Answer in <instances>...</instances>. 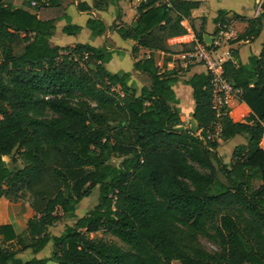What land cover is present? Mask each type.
I'll use <instances>...</instances> for the list:
<instances>
[{
  "label": "trees",
  "instance_id": "1",
  "mask_svg": "<svg viewBox=\"0 0 264 264\" xmlns=\"http://www.w3.org/2000/svg\"><path fill=\"white\" fill-rule=\"evenodd\" d=\"M92 1L100 10L109 0ZM207 7L142 1L131 24L109 29L134 42L133 56L141 49L165 53L168 39L187 34V21L194 41L178 48L189 53L196 44L211 47L207 17L193 16ZM260 9L257 18L234 15L231 22L219 12L210 37L226 23L236 33L228 45L254 41L264 26V3ZM60 21H70L60 0H24L20 8L0 0V199L27 197L32 211L21 235L0 226V264H264V44L247 64L230 59L223 66L251 114L241 121L228 113L217 118L210 76L197 75L187 82L193 129L173 106L174 73L161 72L151 57L136 61L134 70L151 83L137 95L129 73L105 68L112 56L105 47L50 45ZM86 28L92 38L106 31L95 19ZM79 31L70 23L63 29ZM216 124L219 135L209 139ZM238 137L243 143L224 164L219 141ZM93 190L97 204L51 236L49 228L74 220L76 206ZM99 232L125 248L90 238ZM201 237L218 251L205 250ZM9 242L16 248L4 246ZM50 242V255L38 258ZM27 250L30 260L16 258Z\"/></svg>",
  "mask_w": 264,
  "mask_h": 264
},
{
  "label": "crops",
  "instance_id": "2",
  "mask_svg": "<svg viewBox=\"0 0 264 264\" xmlns=\"http://www.w3.org/2000/svg\"><path fill=\"white\" fill-rule=\"evenodd\" d=\"M24 0H14L13 6L16 8L21 7V2ZM142 1L147 0H109L104 8L95 10L93 8L92 0H60L64 13L69 18V22L60 21L56 23V33L49 40L50 45L60 47H73L76 44H88L95 48L105 47L108 51L112 52L111 60L105 64V68L113 74L119 72L129 73L131 75L130 85L138 95L143 87L151 85L149 78L134 70V64L143 58L151 57L155 66L161 69V72H171L177 77V81L172 85L177 103L173 105L179 110L181 118L185 123L189 124L191 128L196 129V123L192 119L195 103L193 100L192 89L188 86L187 82L197 75H206L207 71L203 65H186V60L183 52L178 48L181 44H190L194 41V35L188 27L187 21L183 22L184 27L187 29V34L181 37H175L166 41L165 53L153 50L141 49L135 56L132 55L131 49L134 42L131 40L123 41L116 32L110 31L113 24L119 22L129 25L136 17V10ZM163 2V0H159ZM192 2H202L207 4L204 10L195 11L193 16L200 17L206 16L207 21L205 25L206 37L213 34L215 26L213 20L217 17L219 12H225L228 22H231L234 15L241 16L246 19L257 18L262 10L260 5L264 0H185ZM82 4H85L88 9H83ZM89 19L101 21L106 31L105 33L96 38L91 37V31L86 28V22ZM67 23L80 27V31L75 35H67L63 33V29ZM81 35L83 40H81ZM65 38V39H64ZM211 38V37H210ZM109 39L112 42V47H109L105 41ZM65 41L66 44L61 42ZM264 44V26L261 34L257 39L252 42H239L233 45H226L222 51L233 50L235 55L231 57L234 64L245 65L248 59L254 55L257 56ZM162 59H166L162 65ZM251 114L250 109L244 104L237 101L234 107L229 111V116L234 120H244ZM244 117V118H243ZM242 118V119H238ZM230 141V140H229ZM223 142V143H228ZM263 150L264 147L260 146ZM233 152V151H232ZM232 154V153H231ZM30 210V208H29ZM31 211V210H30ZM32 212V211H31ZM20 214L14 213L10 207V202L4 198L0 199V226L11 225L16 235H21L26 230V219L21 221ZM13 242L6 243V246L12 245ZM41 253L37 255L40 256ZM17 258V256H16Z\"/></svg>",
  "mask_w": 264,
  "mask_h": 264
},
{
  "label": "built area",
  "instance_id": "3",
  "mask_svg": "<svg viewBox=\"0 0 264 264\" xmlns=\"http://www.w3.org/2000/svg\"><path fill=\"white\" fill-rule=\"evenodd\" d=\"M168 0H163L167 2ZM218 33L213 36L211 47H205L196 44L192 52L186 53L184 59L186 65H203L210 76L212 87V109L216 117L228 113L238 101V91L232 88L230 82L224 78V64L231 59L228 51H222V48L228 45V41L236 38L235 31L229 24L217 25ZM47 99V98H46ZM219 135V125L214 127L213 135L208 138H217ZM260 146L264 147V133L262 135Z\"/></svg>",
  "mask_w": 264,
  "mask_h": 264
},
{
  "label": "rangeland",
  "instance_id": "4",
  "mask_svg": "<svg viewBox=\"0 0 264 264\" xmlns=\"http://www.w3.org/2000/svg\"><path fill=\"white\" fill-rule=\"evenodd\" d=\"M13 3H14V0H13ZM22 3H23V1L21 2V6H22ZM82 36L83 35H81V40L84 39V38H82ZM61 43L66 44L65 41H62ZM105 43H107V45L109 47H112V42L109 41V39H107L105 41ZM238 119H242V118H238ZM241 143H243V140H242V138H239V137L230 140L228 143H223L222 141H219V148H218L217 152H218V155L221 157V160L224 164H227V165L230 164V156H231V153H232L234 147L241 144ZM4 161L9 162V159L4 158ZM120 161L121 160L118 158H113L111 160V164L116 166L119 164ZM97 202H98V192H97V190H93L92 193L86 199H84L82 202H80L76 206V209L74 212L76 218L74 220L63 218L57 225L49 228V230H48L49 234L51 236H59L67 226H72L78 218L83 216L86 212L90 211L97 204ZM10 207L14 213L20 214L19 219L21 221H24V220H26L32 216V212L29 210V204H28V198L27 197H25L24 199H22L20 201L14 202V203L10 202ZM90 238L103 239L107 242H112V243H115L116 245H118L122 248H125V246L122 243H120L117 239H115L109 235H106L103 232H99L97 234L90 235ZM199 242L202 245V247L209 252L218 251L217 246L206 238H202V237L199 238ZM4 246H6V245H4ZM6 247H10L11 249L16 248L14 245H9ZM51 249H52V244L50 242L41 251V254L38 258H47L51 253ZM32 257H33V255H32L30 250L20 251V253L17 255V259H19L23 262L30 260Z\"/></svg>",
  "mask_w": 264,
  "mask_h": 264
},
{
  "label": "water",
  "instance_id": "5",
  "mask_svg": "<svg viewBox=\"0 0 264 264\" xmlns=\"http://www.w3.org/2000/svg\"><path fill=\"white\" fill-rule=\"evenodd\" d=\"M205 41L210 44L212 42V39L210 37H205Z\"/></svg>",
  "mask_w": 264,
  "mask_h": 264
}]
</instances>
